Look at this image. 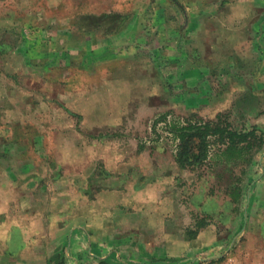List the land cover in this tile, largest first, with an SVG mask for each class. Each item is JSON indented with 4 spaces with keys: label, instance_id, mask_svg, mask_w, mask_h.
I'll use <instances>...</instances> for the list:
<instances>
[{
    "label": "rangeland",
    "instance_id": "1",
    "mask_svg": "<svg viewBox=\"0 0 264 264\" xmlns=\"http://www.w3.org/2000/svg\"><path fill=\"white\" fill-rule=\"evenodd\" d=\"M165 3L0 0V264H264V0Z\"/></svg>",
    "mask_w": 264,
    "mask_h": 264
},
{
    "label": "trees",
    "instance_id": "2",
    "mask_svg": "<svg viewBox=\"0 0 264 264\" xmlns=\"http://www.w3.org/2000/svg\"><path fill=\"white\" fill-rule=\"evenodd\" d=\"M190 120L189 118L185 119ZM172 127V126H171ZM174 135L179 139L176 145L175 160L180 167H190L202 164L210 154L209 135H217L226 145L222 150L225 161L230 157L240 155L244 150H258L261 143L256 140L254 130L236 132L227 129L220 122L206 121L189 123L188 126L177 127Z\"/></svg>",
    "mask_w": 264,
    "mask_h": 264
},
{
    "label": "crops",
    "instance_id": "3",
    "mask_svg": "<svg viewBox=\"0 0 264 264\" xmlns=\"http://www.w3.org/2000/svg\"><path fill=\"white\" fill-rule=\"evenodd\" d=\"M158 1L163 2V4H164L168 0H158ZM190 4H191V2H190ZM110 18L111 19L109 21V24H112V23H116L117 19L121 20V22H122V21H126L127 18H131V17H129L128 14H126V16H123V17H121V16L118 17L117 15H115V16L110 17ZM174 21H175V18H172V17L171 18H167L165 20V22L162 24V27L160 28V31H159L160 34L159 35L166 36L168 38H169V36H172L173 37L174 35H178L177 30H179V29L176 28L173 25V24H175ZM121 24H123V23H121ZM118 27H119L118 29H120L119 31L121 33H126V35L128 34V36H131V29L129 30V26L127 24L125 26H123L122 28L120 27V25H118ZM118 32H116V33H118Z\"/></svg>",
    "mask_w": 264,
    "mask_h": 264
}]
</instances>
